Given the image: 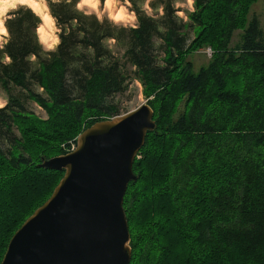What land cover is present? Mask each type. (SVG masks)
I'll use <instances>...</instances> for the list:
<instances>
[{
  "label": "trees",
  "instance_id": "obj_1",
  "mask_svg": "<svg viewBox=\"0 0 264 264\" xmlns=\"http://www.w3.org/2000/svg\"><path fill=\"white\" fill-rule=\"evenodd\" d=\"M176 1L129 0L134 28L85 15L77 0L49 2L52 51L32 10L7 15L0 261L62 176L40 168V158L68 153L84 129L121 115L115 98L135 80L155 129L122 200L129 264H264V32L256 17L246 20L257 0H195L189 22L176 15ZM144 5L164 14L149 16ZM234 31L242 33L231 47ZM204 48L209 60L194 73L187 57ZM27 101L45 118L27 112Z\"/></svg>",
  "mask_w": 264,
  "mask_h": 264
},
{
  "label": "water",
  "instance_id": "obj_2",
  "mask_svg": "<svg viewBox=\"0 0 264 264\" xmlns=\"http://www.w3.org/2000/svg\"><path fill=\"white\" fill-rule=\"evenodd\" d=\"M146 103L84 129L74 149L40 158L62 172L48 199L9 239L0 264H129L122 200L132 164L155 129Z\"/></svg>",
  "mask_w": 264,
  "mask_h": 264
},
{
  "label": "rangeland",
  "instance_id": "obj_3",
  "mask_svg": "<svg viewBox=\"0 0 264 264\" xmlns=\"http://www.w3.org/2000/svg\"><path fill=\"white\" fill-rule=\"evenodd\" d=\"M49 2H54V0H27V2L25 4H17L14 9H9L5 13V17H4V19H6L7 15L10 12H13L14 10H16L18 8H28V9L32 10L33 13L35 15H37L40 19V25H39L38 29H41V31L38 32V29H37V34L39 37V41H40V43H41V45L45 51H52L57 44V37H56L57 30L55 28L54 21L49 16L48 8H47V4ZM77 2H78V0H77ZM185 4H186V0H177L176 1L175 5H174L175 9L178 10L176 12V15L180 11H183L184 13L188 12L187 8L183 7V5H185ZM177 5H181V7H178ZM121 6L127 8L128 13H131L130 8L128 7L127 4H125V1H119L117 3L116 0H113V2L110 3L107 6V8H105L104 0H100V9L102 10V13H103V19L108 20L109 22L113 23L114 25L134 28V27H132V24L133 23L136 24V21H129L126 19H122L118 22H113L112 20H110L108 18L109 15H118L119 14L118 9ZM143 8H144L146 14L149 16H155L156 14H158V15L160 14L159 12L151 11L150 9L147 8L146 5H144ZM76 10L81 12V13H84V14L86 12H91L92 13L91 15H93L97 19L96 13L91 8H89L87 6H85L82 11L78 10L77 7H76ZM125 15H127V13ZM252 16L256 17V19L258 21L259 28L264 32V0H257L250 7L246 20L247 21L250 20V18ZM42 33H44L46 35V41L45 42H42V40H41V34ZM241 33H242V31H234L233 32L232 37H231V42H230L231 47L234 46L235 43H238L237 41H239V37H240ZM5 38H7V35L0 34V45L4 44ZM50 45H51V50H49ZM107 45L112 52H114V53L117 52L113 41L109 40L107 42ZM208 50H209L208 48H204V49L199 50L198 52L190 54L187 57L188 61H190L192 63L194 73L200 67H203L207 64L209 57H210V54H208L210 52V50H209V52H208ZM5 98L6 97L3 94V92L0 91V103H4V105H5V102H6ZM115 103L117 104V106L119 108V112L121 113V115L135 109L140 104L145 103V100L143 99V97L141 95V87H140L139 83L135 80H130L128 85H127L126 90L122 94L116 96ZM24 108L27 112H31L40 118H45L44 112L38 106L33 104L32 102L27 101L24 104ZM0 144L2 145L3 143L1 142ZM1 147H4V145H2Z\"/></svg>",
  "mask_w": 264,
  "mask_h": 264
},
{
  "label": "clouds",
  "instance_id": "obj_4",
  "mask_svg": "<svg viewBox=\"0 0 264 264\" xmlns=\"http://www.w3.org/2000/svg\"><path fill=\"white\" fill-rule=\"evenodd\" d=\"M27 2V0H0V34L3 35H7V30L4 27L5 25V13L9 10V9H14L16 7L17 4H25ZM54 2L59 3L60 0H54ZM65 3H71L72 0H64ZM113 0H104L105 3V8H107V6L112 3ZM116 2L118 3L119 0H116ZM125 4L128 5V7H131V4L129 3V0H125ZM195 4V0H186V4L183 5V7L187 8V11L189 13H195L196 12V8L194 7ZM87 6L89 8H91L97 16V20L102 21L103 20V13L102 10L100 9V0H78L77 2V9L78 10H83L84 7ZM178 7H181V5H177ZM119 14L118 15H109V19L112 20L113 22H118L122 19H126L129 21H135L136 20V16L135 13H128L127 8L121 6L118 9ZM127 13V15H125ZM91 12H86L85 15H91ZM163 8L160 9V15H163ZM177 15L182 18L185 22H189V16L185 15V13L183 11H180L177 13ZM132 27H136V24L133 23ZM58 42V41H57ZM49 50H51V45L49 46ZM6 61L8 63H11V60L9 57H5ZM32 59H35V56H32ZM5 105L4 103H0V108H3Z\"/></svg>",
  "mask_w": 264,
  "mask_h": 264
},
{
  "label": "bare ground",
  "instance_id": "obj_5",
  "mask_svg": "<svg viewBox=\"0 0 264 264\" xmlns=\"http://www.w3.org/2000/svg\"><path fill=\"white\" fill-rule=\"evenodd\" d=\"M40 31H41V29H38V32H40ZM41 40H42V42L46 41V35L44 33L41 34Z\"/></svg>",
  "mask_w": 264,
  "mask_h": 264
},
{
  "label": "built area",
  "instance_id": "obj_6",
  "mask_svg": "<svg viewBox=\"0 0 264 264\" xmlns=\"http://www.w3.org/2000/svg\"><path fill=\"white\" fill-rule=\"evenodd\" d=\"M208 52H209V50H208ZM208 54H210V52H209ZM73 149H74V144L72 143V144L70 145V147H69V149H68L67 152H70V151H72Z\"/></svg>",
  "mask_w": 264,
  "mask_h": 264
}]
</instances>
